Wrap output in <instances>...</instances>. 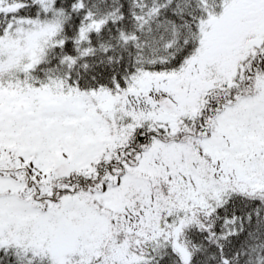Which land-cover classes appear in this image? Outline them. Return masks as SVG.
I'll return each instance as SVG.
<instances>
[{
  "label": "snow or ice",
  "instance_id": "obj_1",
  "mask_svg": "<svg viewBox=\"0 0 264 264\" xmlns=\"http://www.w3.org/2000/svg\"><path fill=\"white\" fill-rule=\"evenodd\" d=\"M0 264H264V0H0Z\"/></svg>",
  "mask_w": 264,
  "mask_h": 264
}]
</instances>
